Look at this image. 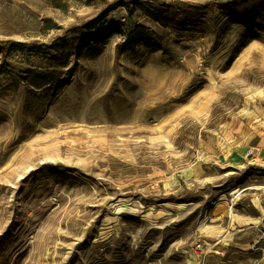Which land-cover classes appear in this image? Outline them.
<instances>
[{"label":"rangeland","instance_id":"obj_1","mask_svg":"<svg viewBox=\"0 0 264 264\" xmlns=\"http://www.w3.org/2000/svg\"><path fill=\"white\" fill-rule=\"evenodd\" d=\"M102 23L149 35L52 62ZM10 42L0 264H264V0H0Z\"/></svg>","mask_w":264,"mask_h":264},{"label":"trees","instance_id":"obj_2","mask_svg":"<svg viewBox=\"0 0 264 264\" xmlns=\"http://www.w3.org/2000/svg\"><path fill=\"white\" fill-rule=\"evenodd\" d=\"M114 33H121L125 35L124 43L122 45L123 51L126 52L128 49L135 48L140 45L143 41H146L149 35L148 29L142 25H137L132 29L125 30L121 23H112L106 25L105 23L98 24L88 28L87 32H84L82 36L77 37V42L57 44L53 48L55 54L52 56V62L56 65L64 64L69 59V54L75 49L79 50L81 47H88L93 43H98L101 40L109 38ZM31 45L27 43H13L10 42L6 46H0V52H19L25 53L29 50ZM28 85L37 93L44 91L50 92L53 95L57 89L58 76L55 71L40 72L35 75H31L28 78Z\"/></svg>","mask_w":264,"mask_h":264},{"label":"crops","instance_id":"obj_3","mask_svg":"<svg viewBox=\"0 0 264 264\" xmlns=\"http://www.w3.org/2000/svg\"><path fill=\"white\" fill-rule=\"evenodd\" d=\"M262 147H264V141H263ZM232 220H233V223L235 225L237 224V228H239V226L245 227L246 225H249L250 223H256V225H257V224L264 222V212H261V215L258 217H253L251 214L249 215V214H237V213H235L232 215ZM205 244H207V243H205ZM202 246L204 247L205 245H201V248H202ZM207 246H205V247L207 248ZM207 252H208V250H207ZM208 256H206V257H208Z\"/></svg>","mask_w":264,"mask_h":264},{"label":"built area","instance_id":"obj_4","mask_svg":"<svg viewBox=\"0 0 264 264\" xmlns=\"http://www.w3.org/2000/svg\"><path fill=\"white\" fill-rule=\"evenodd\" d=\"M201 248V246H199Z\"/></svg>","mask_w":264,"mask_h":264}]
</instances>
